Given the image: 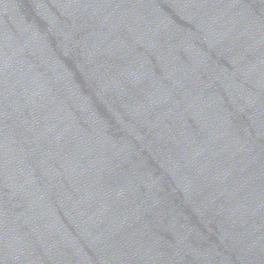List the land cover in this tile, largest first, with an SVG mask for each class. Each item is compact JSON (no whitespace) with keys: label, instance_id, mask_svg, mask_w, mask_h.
<instances>
[{"label":"water","instance_id":"obj_1","mask_svg":"<svg viewBox=\"0 0 264 264\" xmlns=\"http://www.w3.org/2000/svg\"><path fill=\"white\" fill-rule=\"evenodd\" d=\"M0 264H264V0H0Z\"/></svg>","mask_w":264,"mask_h":264}]
</instances>
